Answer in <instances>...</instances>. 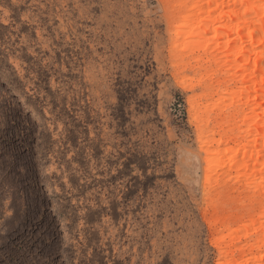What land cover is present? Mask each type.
I'll return each instance as SVG.
<instances>
[{"label": "rangeland", "instance_id": "rangeland-1", "mask_svg": "<svg viewBox=\"0 0 264 264\" xmlns=\"http://www.w3.org/2000/svg\"><path fill=\"white\" fill-rule=\"evenodd\" d=\"M173 4L0 0V264H233L259 235L224 163L243 90Z\"/></svg>", "mask_w": 264, "mask_h": 264}, {"label": "bare ground", "instance_id": "bare-ground-1", "mask_svg": "<svg viewBox=\"0 0 264 264\" xmlns=\"http://www.w3.org/2000/svg\"><path fill=\"white\" fill-rule=\"evenodd\" d=\"M173 7L181 18L176 38L184 36L188 44L196 43L197 50L213 57L222 52L221 65L231 71L229 81L243 90L244 102L232 117L239 116L245 127L236 146L228 148L224 163L227 171H235L244 180L262 208L259 235L244 246V256L239 253L233 264H264V0H174ZM231 140L234 137L228 135L226 141ZM225 150L204 149L207 171L212 154Z\"/></svg>", "mask_w": 264, "mask_h": 264}]
</instances>
